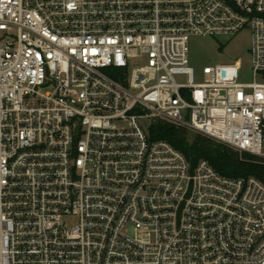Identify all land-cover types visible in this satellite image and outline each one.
<instances>
[{"label": "built area", "instance_id": "obj_1", "mask_svg": "<svg viewBox=\"0 0 264 264\" xmlns=\"http://www.w3.org/2000/svg\"><path fill=\"white\" fill-rule=\"evenodd\" d=\"M247 30L251 82L190 65ZM157 122L264 159V0H0V264H264V184Z\"/></svg>", "mask_w": 264, "mask_h": 264}, {"label": "trees", "instance_id": "obj_2", "mask_svg": "<svg viewBox=\"0 0 264 264\" xmlns=\"http://www.w3.org/2000/svg\"><path fill=\"white\" fill-rule=\"evenodd\" d=\"M190 142L188 129L167 122L151 127L153 140L166 141L180 151L192 165L207 161L219 174L228 178L255 177L264 184V159L239 153L231 147L196 133Z\"/></svg>", "mask_w": 264, "mask_h": 264}, {"label": "rangeland", "instance_id": "obj_3", "mask_svg": "<svg viewBox=\"0 0 264 264\" xmlns=\"http://www.w3.org/2000/svg\"><path fill=\"white\" fill-rule=\"evenodd\" d=\"M252 35L249 30L232 38H201L192 37L189 40V62L197 70L205 66H215L220 78L226 82H251L252 72ZM148 128L149 124L146 123ZM190 142H193L195 132L189 131ZM73 224V220H69Z\"/></svg>", "mask_w": 264, "mask_h": 264}]
</instances>
